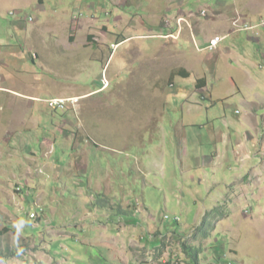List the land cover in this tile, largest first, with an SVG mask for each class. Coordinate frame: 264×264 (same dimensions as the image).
<instances>
[{"label":"rangeland","instance_id":"1","mask_svg":"<svg viewBox=\"0 0 264 264\" xmlns=\"http://www.w3.org/2000/svg\"><path fill=\"white\" fill-rule=\"evenodd\" d=\"M263 25L264 0H0V59L13 61L5 70L0 62L6 79L0 84L34 94L44 112L34 125L28 100L0 88L10 93L0 95V264H134L125 248L129 234L144 232L146 245L148 232L158 231L168 249L185 242L203 212L220 203L223 189L215 182L229 176L232 163L219 159L218 166L194 169L219 148L208 129L234 139L233 125L239 128L236 120L250 112L245 101L264 96ZM218 37L215 49H205ZM227 56L234 65L242 57L253 64L251 80L224 67ZM180 69L189 76L171 79ZM231 73L238 88L227 79ZM202 75L225 99L201 98L195 86ZM101 79L108 82L104 91L78 98L77 115L100 132L94 142L68 139L60 121L65 110L50 112L42 101L97 89ZM178 101L189 110L175 107ZM224 112L228 120L220 123ZM13 117L28 123L5 127ZM178 118L188 126L183 154L166 133L149 131V124L167 131ZM79 148L83 169L70 156ZM98 194L114 210L98 208ZM117 206L132 212L136 229L124 227L127 217L115 213ZM245 206L216 222L203 244L189 242L199 264H264V217L241 218ZM250 206L245 214L262 215L264 203ZM155 240L162 243L159 235Z\"/></svg>","mask_w":264,"mask_h":264},{"label":"crops","instance_id":"2","mask_svg":"<svg viewBox=\"0 0 264 264\" xmlns=\"http://www.w3.org/2000/svg\"><path fill=\"white\" fill-rule=\"evenodd\" d=\"M78 27H79V25H78ZM249 27L254 29L256 26H249ZM231 33H234V32H231V31L227 32L226 35H230ZM218 38H220V37H218ZM222 38H224V36ZM210 41L208 42V44L210 43ZM119 43H121V42H119ZM119 43H117L115 45L118 46ZM112 45L113 44H111V46ZM107 49L109 50V47ZM18 51H19V49H17V51L15 53H17ZM10 53L12 55H15L14 52H10ZM1 57H5V56L0 55V58ZM227 57H228V58H226L227 61H224V64H225L224 67L228 68L229 70L239 72L244 77L251 80V73H252L251 69L253 67V64H247L246 58L242 57V58L234 59V61L236 62V65H234V64H231L232 59L229 56H227ZM260 57H259L260 61L262 63H264V54H261ZM0 62H1V67L5 70L6 65H10V63H12L13 61L6 62L4 59L3 60L0 59ZM216 62H217V59L212 58L211 59V66L212 67H213V65L215 66ZM258 67L260 68V70L264 71V66H261L258 64ZM263 71L261 73L262 76H264ZM4 74H5V72L0 71V75H2L0 80L3 82L6 81ZM233 76L234 75L231 73L230 75H228L227 79L229 80L231 87L235 86L238 88V84L235 81V79L233 78ZM222 78H223L222 75H218V76L216 75L215 76V80L217 81V83H219L221 85H223L221 83ZM101 80H100V83H99V86L97 89L89 90L88 92H84L83 94H78V95L65 94V97H63V96H52V97H50V99L53 97L54 98H65V99L79 98L80 100L81 99H92L97 94H100L101 91L102 92L104 91L102 84H101ZM197 81H200L199 86H201V88L200 89L196 88V89L200 92L202 99L207 100V98L209 97V101L211 102V104L218 103L219 101H222L223 99H225L222 96L224 94H220L221 96H217V97H215L212 94V91L215 88L213 86L211 89L212 91L208 88L205 75H202ZM197 81H196V84H197ZM174 85L175 84L173 82L172 87H174ZM76 86H79V85H76ZM0 88L9 90V91L15 93L16 95L19 94V95H21L22 98L27 99L28 101L24 102V103H26L25 105L28 108V110H27L28 115L31 116V117H29V120L30 121L33 120L34 125L39 126V123L42 122L41 114H44V112H43V109L40 105L37 106L35 104L38 102L37 100H40L38 97H35V95L31 94V93L30 94H23V93L20 94V93L16 92L14 89H12L15 87H2L0 84ZM33 88H34V84H32L31 89H33ZM238 92H240V91L238 90ZM204 93H205V95H204ZM3 94H10V93L0 91V95L3 97H6ZM88 96H90V97L86 98ZM252 97L254 98L252 101H250V102L245 101L246 105L249 106L248 108H249L250 112L247 113L246 115H244L243 117L239 118L238 120H236L239 128H237V125H233V127H234L233 130L236 132L234 135V139H232L231 134L227 135L224 130L217 132L214 125H212L210 129H208L212 133L213 142H215V140L218 141L219 148H215V152L211 155L210 158H206V157L202 158L201 157L200 164L198 163V164H196L197 166L194 167V169H201V168L208 167V166L209 167H215V166H218L217 160H219V159H223V160L229 159L232 161V163L229 164L230 166L228 168H226V173L228 172L229 176L228 177L227 176L221 177L220 180L215 182V184L220 185L223 189L221 194H219L218 199L220 200V203H224V202L227 203L228 208H229V216L234 211L237 212L242 204L246 205L245 206L246 208L244 210L240 211L239 216L241 218H243V217L244 218L245 217H264V211L262 209L260 210V213H262V215L256 214L259 211V209H257L256 211L252 210L251 212L248 211V213L245 214V210H247L248 207H251L250 206L251 203L254 206H259V204L264 203V114L257 115L254 113V111L264 109V96L259 94V93H254L252 95ZM177 99L179 100L180 97L178 96ZM79 102L77 104H75L74 106L68 107L65 111V117L62 120H60L61 123H63V126H65V135L68 137V139L74 138V139L82 141V142L85 140H88L87 142H94L95 138H94V136H92V134H94V133L98 134L100 132V125H98L96 123L87 124V118H84V120L81 118L78 119L77 115H78V110H79V106H78ZM178 102L179 103H176L177 105H175V107L188 108V110H189V107L186 104H184L185 102H182V103H180V101H178ZM93 106H92V109L95 108ZM0 109L4 110L5 107L2 106V107H0ZM164 109H166V108L164 107ZM72 114L75 117L74 119H72V117H71ZM33 117H34V119H33ZM217 120H220V123H221V121L223 122V121L228 120V117L224 112V115L219 116L217 118ZM5 121H6L5 123H7V126H5V127H7V128L11 127L12 125H18L19 127L22 128V127H24V124L28 123L25 120H23L22 118L17 120L16 117L10 118L9 120L5 119ZM169 123H170V125H169L170 129L167 131H165L163 129V124H157V125L155 124L154 128H151V126L149 124V131L154 133V134L161 133L162 136H164V137L167 136L166 138H169L173 142H176V147L183 149L182 150V154H183L184 150L187 151V149L182 148V146L184 144H187V137H188L187 127L188 126L180 118H178L176 120L173 119ZM248 125L254 131V135L253 134L251 135L249 132H247L246 127ZM23 130L29 131V129H24V128H23ZM242 131H245L244 137H242V134H241ZM164 133H166V136L164 135ZM6 135L8 136V134H5L3 140H5L7 138ZM8 138H9V136H8ZM94 145L97 146L96 144H94ZM45 146H49V145L47 144ZM216 147H218V146H216ZM229 147H230V150H228ZM80 150H81V148H79V150H74V152L70 156L74 160L73 166H75L78 169H83V167L79 163L76 162V160L78 159ZM51 152H52V148H51L49 155H51ZM182 154L180 151L179 152L180 158H181ZM32 155H34V153H30V157H32ZM163 158H165V157H163ZM165 160H166V158H165ZM220 186L218 187V189L220 188ZM229 216L222 221L227 220L229 218ZM249 220L252 221L253 219L249 218ZM124 221H125L124 227H126V229H128L129 227H134V224L136 225V223L133 220V217H132V219H131V217H127ZM137 227H138V225H137ZM134 228L136 229V227H134ZM215 228H216V226L213 229H215ZM117 230L120 231L121 229L118 228ZM154 233L151 231L148 232L150 242L148 241L146 243V245H142V243H141V241H142L141 239L143 238L142 234H144V232L143 233H138V232L134 233L136 235L135 237L133 236V233H132V235L131 234L128 235L127 242L125 244V248L127 251H129V253L127 255L130 256L132 260H134V264H180V263H183V264L187 263L188 264L189 259L180 250V246H181L180 242L173 244L172 247L177 248L178 250H176V252H173V254L171 256H169V255H167V252L171 251L172 247L168 249V247L166 246L167 242L165 241L166 238L160 232L154 231ZM158 235H159L161 241L165 242V246L163 247L162 251H161V248L158 250L159 246L155 243L156 236L158 237ZM210 236H211V232H210ZM105 237H107V236H105ZM109 240L111 242L113 241L110 238H109ZM205 240L206 239L198 240L196 242H201L203 244V241H205ZM131 243L133 245H131ZM231 250L234 252L235 255L237 254L235 248H232ZM160 251H161V254H160ZM225 255L226 254H224V256ZM198 261H200L199 258H198Z\"/></svg>","mask_w":264,"mask_h":264},{"label":"trees","instance_id":"3","mask_svg":"<svg viewBox=\"0 0 264 264\" xmlns=\"http://www.w3.org/2000/svg\"><path fill=\"white\" fill-rule=\"evenodd\" d=\"M208 45H207V47H208ZM176 74L181 75V76H189V73L186 70L180 69V70H178L175 73H171V79H173L174 75H176ZM199 82L200 81H197V84H196V88L197 89L201 88V86H199ZM50 112L55 113V112H58V111L50 110ZM95 205L98 208H102V209L103 208L104 209H106V208L107 209L108 208L113 209V207L110 206V203H109L108 199H106L105 197H103L100 194H98L96 196ZM116 208L117 209H116L115 213L117 215H120V216H123V217L132 216V212L131 211H122L119 206H117ZM228 215H229V208H228L227 203H225V202L224 203H219L217 206H213L209 210H205L203 212V214L201 215L198 224L196 226H194V228L192 229L190 237L185 242L181 243V252L188 259L191 260V258H192L194 264H199L198 257L196 255V252L194 251V250H197V249L193 248L192 245L189 242H196L198 240L207 239L210 236V232L215 227L214 225L216 224V222L221 221L223 219H226L228 217ZM165 219H167V217H165ZM174 222L175 223L178 222L176 220V218L174 219ZM8 229L9 228H7L5 230H8ZM164 246H165V242H162L159 245L158 250L161 248V251H162ZM161 251H160V254H161Z\"/></svg>","mask_w":264,"mask_h":264},{"label":"built area","instance_id":"4","mask_svg":"<svg viewBox=\"0 0 264 264\" xmlns=\"http://www.w3.org/2000/svg\"><path fill=\"white\" fill-rule=\"evenodd\" d=\"M220 42H221V39L215 38V39L210 41V43L206 49L209 51H212L213 49H215L218 46V44ZM114 47L116 49V46H114ZM107 84H108V82L105 79H103L102 80L103 89L107 86ZM78 100H79L78 98H68V99L51 98V99L45 100L43 103H45L47 105V107L52 111H64L67 109V107L69 105L77 104ZM32 217H33V215H32ZM176 220L178 221L179 219L176 218Z\"/></svg>","mask_w":264,"mask_h":264},{"label":"clouds","instance_id":"5","mask_svg":"<svg viewBox=\"0 0 264 264\" xmlns=\"http://www.w3.org/2000/svg\"><path fill=\"white\" fill-rule=\"evenodd\" d=\"M116 47H117V45H116ZM102 87H103V85H102ZM48 100V99H47ZM37 101H39V100H37ZM45 101V100H44ZM44 101H42V102H44ZM78 103V102H77ZM70 106H74V105H69L68 107H70ZM67 107V108H68ZM66 111V110H65ZM33 217H34V215H33Z\"/></svg>","mask_w":264,"mask_h":264}]
</instances>
